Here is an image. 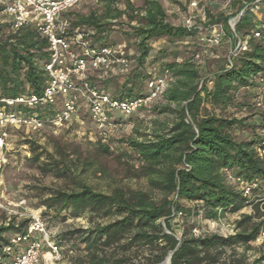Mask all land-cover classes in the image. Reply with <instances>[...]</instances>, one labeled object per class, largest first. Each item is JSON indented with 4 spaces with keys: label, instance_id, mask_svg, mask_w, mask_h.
I'll use <instances>...</instances> for the list:
<instances>
[{
    "label": "trees",
    "instance_id": "16d2710c",
    "mask_svg": "<svg viewBox=\"0 0 264 264\" xmlns=\"http://www.w3.org/2000/svg\"><path fill=\"white\" fill-rule=\"evenodd\" d=\"M94 1L99 12L76 13L71 19L70 12L64 15L70 28L92 32L91 43L101 46L106 44L111 28L119 22L128 25L131 36L136 39L131 56L135 63L124 86L114 96H146V90L135 91L137 80L145 81L152 75L166 77L168 86L156 100L161 103L153 108L160 115L171 116L172 121L152 133V139L119 142H125L134 155L138 163L134 177L143 179L147 190L117 187L103 193L77 182L73 191L50 193L42 205L55 215L67 213L71 218H79L88 213L99 219H110L108 223L71 233L84 246L89 264H126L127 259L122 256L132 249L148 252L144 261L137 264H162L169 255L170 264H224L225 248L248 249L264 231V155L257 152L264 148V137L260 135L264 130V111L257 110L251 103L257 113L246 118L237 119L228 113L232 108L246 107L238 100L239 92L248 91L252 99V90L257 87L252 79L259 74L264 78V40H251L246 52L231 59L230 68L225 67L226 57L217 61L218 66L211 73L204 72V65H194L192 56L182 57L178 52L162 56L163 52H158L155 60L160 61L159 72L151 74L144 70V64L153 41L166 38L171 43H184L195 38L198 32L170 24L160 0H142L138 5L130 0ZM252 1L232 0L234 14ZM1 12L0 8V15ZM260 13L264 15V3ZM207 15L209 24L226 26L227 17L213 19L211 14ZM253 26L252 17L243 16L235 31L245 35ZM47 48L46 40L32 24L11 32L7 22L0 21L1 98L42 94L47 82L43 70L48 59ZM15 111L35 114L41 119L51 117V113L43 109L17 107ZM253 117L255 119H251ZM123 118L113 116L119 123ZM235 130L251 135L237 140ZM108 143L97 140L104 154L109 153ZM24 144L32 154L30 161L38 164L43 174L56 178L68 176V168H61L50 153L31 141ZM225 171L247 182L257 181L258 187L250 199L227 183ZM183 203L190 205L186 207ZM247 206L252 208L253 215H243L235 222L234 234L226 238L217 234L194 237L187 228L189 220L219 221ZM26 227V220L16 222L15 219L0 225V264L8 260L3 249L10 238L25 233ZM179 230L182 233L177 240ZM57 241L61 244L62 238ZM109 247L114 248V253H107ZM262 249L260 256L250 264H264V247ZM236 264L242 263L237 260Z\"/></svg>",
    "mask_w": 264,
    "mask_h": 264
},
{
    "label": "built area",
    "instance_id": "2783aa9c",
    "mask_svg": "<svg viewBox=\"0 0 264 264\" xmlns=\"http://www.w3.org/2000/svg\"><path fill=\"white\" fill-rule=\"evenodd\" d=\"M86 0H0L1 14L6 17L9 31L15 32L21 27L32 24L41 38L48 45V59L43 64L46 74V86L40 95H23L16 99L0 97V173L7 164L8 147L7 129L25 128L40 131L45 127L58 128L69 124L77 118L80 106H85L89 120L94 125L95 134L103 143H108L121 127L114 121V115L130 117L149 107L159 99L168 86L166 77L152 75L145 80L147 95L143 97L111 96L93 86L91 74L97 79L107 78L115 69L129 74L135 60L126 56L123 49L113 45H93L90 40L92 32L80 28H70V22L64 15L75 9ZM226 8L232 0H218ZM201 0H191L190 12L182 21V27L196 30L200 49L192 55V62L197 67L203 66L207 60H220L217 49L229 43V51L225 59V67H231V59L248 50L251 40H264V15L260 9L264 0H254L246 4L234 17L227 18L226 26L222 23L209 24L204 7L199 11ZM252 17L254 26L248 34L240 35L235 31L237 23L243 16ZM187 44V41H185ZM252 81L257 87L252 90V103L257 110L264 111V78L257 75ZM59 99V104H58ZM59 105L58 110H54ZM17 107L43 109L51 113L50 118L41 119L35 114L25 115L15 111ZM264 137V130L260 132ZM264 155V148L257 150ZM225 180L234 185L242 196L250 199L257 189L256 180L247 182L235 178L231 172L225 171ZM0 212L6 218L16 222L27 221L25 233L10 238L3 252L8 256L7 262L1 264H54L62 258V246L49 233L40 211L28 209L26 201L5 199L3 181L0 177ZM233 219L240 220L243 215L252 216L250 206L232 214ZM219 221H204L212 232ZM194 237L204 235V231L192 230ZM234 234V230L225 231L222 237ZM254 243H264V231H261ZM25 244L23 249L21 245Z\"/></svg>",
    "mask_w": 264,
    "mask_h": 264
},
{
    "label": "rangeland",
    "instance_id": "374dc122",
    "mask_svg": "<svg viewBox=\"0 0 264 264\" xmlns=\"http://www.w3.org/2000/svg\"><path fill=\"white\" fill-rule=\"evenodd\" d=\"M130 1L138 5L142 0ZM190 2L191 0H160L167 14L168 22L175 26L182 25L183 18L191 11V9H188ZM198 7L199 11L204 7L207 19L209 17L207 13L211 14L213 19L220 16L227 18L235 16L231 5L224 8L223 3L218 0H201ZM91 10L100 11L94 0H86L70 11L69 17L71 19V15L76 13L88 14ZM5 20L6 17L1 14L0 21L4 22ZM132 25L136 24L132 23ZM111 29L105 43L115 47L123 46V51L129 49L133 52L136 39L131 36L128 25L117 22ZM186 41L187 44L185 42L171 43L166 38L153 41L144 64V70L151 74L159 72L160 61L155 60L158 52H163L162 56L178 52V55L187 58L200 49L196 37ZM229 47V43H224L219 48L211 51L217 53L220 61H222L227 56ZM177 62L180 63L181 60ZM204 66L206 68L204 72L211 73L216 69L218 63L217 60H207ZM90 80L93 86L104 89L109 95H117L124 86V79L119 77L110 78L108 76L100 80L95 77V74H91ZM134 88L135 91L145 92V81L137 80L134 83ZM238 100L242 101L246 107L240 110L236 108L228 110L230 116L240 119L248 117L251 113H257L251 106L252 99L248 91L246 93L241 90ZM160 103L161 101H154L149 107L130 117H124L121 120V127L110 139L113 142L108 143V154L102 153L97 145L98 137L95 134L94 125L89 120L85 106H80L77 118L62 127L52 128L47 126L40 131L25 128L7 129L8 147L5 152L7 164L0 173L5 199L8 201L24 199L28 209L40 211L41 217L53 238L56 240L62 238V258L54 264H89L85 259L84 246L71 233L84 231L98 224L108 223L110 219H99L88 213L79 218H71L67 213L55 215L54 211L47 210L42 205V201L54 191L70 192L75 190V183L77 182L84 183L103 193H108L117 187L130 190H147L146 182L143 179L134 177L138 167L134 155L125 142H119L126 139L138 141L152 139V133L164 129L166 125H170L171 116L160 115L157 111H154L153 107ZM59 107V105H56L54 110H58ZM207 108L209 109V107ZM251 119H255V117ZM234 135L237 140H241L251 134L247 131L235 130ZM25 141H31L37 147L50 153L60 163L61 168L66 166L68 176L56 178L52 174H43L38 170V164L30 161L32 154L28 145L24 144ZM42 161L40 163H43ZM183 205L188 207L190 204L183 203ZM4 223H6V218L0 212V225ZM187 228L190 229L192 235V230L196 228L204 231L206 235L217 234L222 236L225 231L235 230V220L232 214L225 215L219 220L218 226L212 233L204 221L198 218L189 220ZM181 233L182 231L179 230L177 237L180 238ZM122 243H124V240L121 241ZM25 247V244L21 245V248L24 249ZM263 247L264 243H253L248 249L243 247L225 248L222 261H224V264H236V261L239 260L242 264H250L260 256ZM114 248L109 247L107 253H114ZM147 254L146 249H132L122 257L127 259L126 264H137L143 262Z\"/></svg>",
    "mask_w": 264,
    "mask_h": 264
},
{
    "label": "crops",
    "instance_id": "0c3cea01",
    "mask_svg": "<svg viewBox=\"0 0 264 264\" xmlns=\"http://www.w3.org/2000/svg\"><path fill=\"white\" fill-rule=\"evenodd\" d=\"M121 49H124L123 46H120ZM125 55L126 56H132L133 55V52L129 49H127L126 51H124ZM127 76L128 74L127 73H123L122 71H120L119 69H115L110 75L109 77L110 78H116V77H119V78H122L124 79V82L126 81L127 79ZM104 91V89H101ZM107 93V92H106ZM111 96H114V95H111Z\"/></svg>",
    "mask_w": 264,
    "mask_h": 264
},
{
    "label": "water",
    "instance_id": "95a60500",
    "mask_svg": "<svg viewBox=\"0 0 264 264\" xmlns=\"http://www.w3.org/2000/svg\"><path fill=\"white\" fill-rule=\"evenodd\" d=\"M176 239L179 240V237H177ZM162 264H170V255L164 260Z\"/></svg>",
    "mask_w": 264,
    "mask_h": 264
}]
</instances>
